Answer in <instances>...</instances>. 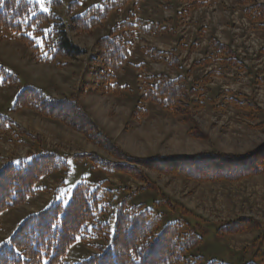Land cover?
Instances as JSON below:
<instances>
[{"label":"rangeland","instance_id":"obj_1","mask_svg":"<svg viewBox=\"0 0 264 264\" xmlns=\"http://www.w3.org/2000/svg\"><path fill=\"white\" fill-rule=\"evenodd\" d=\"M25 1L35 8L30 20L38 13L51 21L40 26L42 34H35V27L25 34L38 47L36 52L0 28V69L16 79L14 86L0 88V115L16 123L0 134V168L41 152L62 158L67 168L43 178L25 204L0 214V247L27 217L56 197L66 200L80 183H104L103 189L118 197L111 203L113 208L123 201L128 208L155 202L164 225L179 219L186 232L202 236L191 258H201L203 263L264 264V175L227 183L194 181L139 167L134 177L106 174L90 159L118 161L83 135L33 111L14 110L17 94L26 87L53 99L76 93L91 120L135 160L215 152L245 155L264 144V30L244 18L232 0H208L190 12L178 0H128L121 9L106 12L87 33L74 31L72 18H95L89 10L103 8L108 0ZM253 1L264 5V0ZM120 23L128 28L117 36L130 50L121 70L112 73L118 94L96 93L93 76L100 68L91 62L97 53L95 43ZM53 31L66 34L82 54L73 60L35 62V57H52L49 51L57 40ZM213 42L227 47L234 63L216 58ZM151 53H162L170 62H154ZM160 76L179 79L196 91L190 98L196 104L187 116H174L139 100L146 90L143 80ZM135 109L145 111V116H133ZM198 131L197 138L191 136ZM242 218L259 228L217 235L220 227ZM97 245V241L76 242L62 264L89 258Z\"/></svg>","mask_w":264,"mask_h":264},{"label":"trees","instance_id":"obj_2","mask_svg":"<svg viewBox=\"0 0 264 264\" xmlns=\"http://www.w3.org/2000/svg\"><path fill=\"white\" fill-rule=\"evenodd\" d=\"M178 1L184 3L186 12H190L205 6L208 0ZM127 3L128 0H108L103 8L89 10L91 14H96L95 18H89V15L72 18L74 31L87 33L100 24L99 19L106 12L119 10ZM232 5L241 8L244 18L264 30L263 4H256L253 0H232ZM34 11L33 5L25 0H0V28L36 52L38 47L25 34L34 27L35 34H42L40 26L51 20L38 13L35 19L30 20ZM125 24H118L106 37L95 43L97 53L91 62L100 68L93 76L96 93L118 94L119 87L113 83L112 73L121 70L129 56L130 45L117 36L118 32L128 28ZM53 32L57 40L49 51L52 57H35V62H53L57 58L73 60L82 54L66 34ZM212 48L219 60L232 55L227 47L219 43L213 42ZM163 55L151 53V58L157 63H169L170 58H163ZM232 60L228 59L229 62ZM180 81L161 76L144 79L146 90L139 100L151 102L174 116L185 117L196 104L190 101L196 91L188 89ZM15 84L16 79L0 69V88ZM22 109L33 111L39 117L59 121L118 161L110 163L97 161L94 157L90 159L97 169L106 174L123 173L134 177L137 171L135 167H139L194 181L227 183L264 175V144L248 154L238 156L215 152L135 160L116 147L91 120L80 105L76 93L70 97L53 99L41 90L26 87L17 94L14 106L15 111ZM145 114L139 109L133 111L135 117ZM13 127H16V123L0 115V134L9 132ZM191 136H199V131ZM74 158L79 159L78 156ZM66 168L62 158L46 152L32 155L28 160L5 164L0 168V214L25 204L34 196L36 186L43 178ZM103 185L80 183L66 200L62 196L56 197L48 207L27 217L0 247V264H62L76 242L90 241L99 243L95 253L76 264H219L214 260L203 263L201 258H191L190 253L201 244L202 236L186 232L179 219L164 225L155 209V202L149 207L139 205L128 208L126 201H123L113 208L111 203L115 204L118 197H112V193L104 190ZM118 192L116 190L113 194L117 196ZM112 209L114 213L108 215V210ZM257 228L259 226L254 222L242 218L220 227L217 235L224 237Z\"/></svg>","mask_w":264,"mask_h":264},{"label":"snow or ice","instance_id":"obj_3","mask_svg":"<svg viewBox=\"0 0 264 264\" xmlns=\"http://www.w3.org/2000/svg\"><path fill=\"white\" fill-rule=\"evenodd\" d=\"M38 2H41L42 3V0H38Z\"/></svg>","mask_w":264,"mask_h":264}]
</instances>
